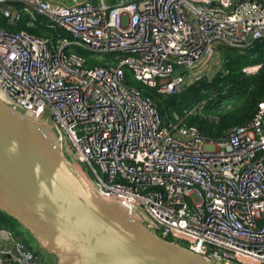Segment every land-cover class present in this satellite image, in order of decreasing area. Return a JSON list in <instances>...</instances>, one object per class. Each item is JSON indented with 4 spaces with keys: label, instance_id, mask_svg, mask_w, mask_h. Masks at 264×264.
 I'll use <instances>...</instances> for the list:
<instances>
[{
    "label": "built area",
    "instance_id": "2783aa9c",
    "mask_svg": "<svg viewBox=\"0 0 264 264\" xmlns=\"http://www.w3.org/2000/svg\"><path fill=\"white\" fill-rule=\"evenodd\" d=\"M23 13L69 36L0 27V92L49 117L94 186L138 210L160 237L223 264H264V98L249 121L213 141L176 112L165 124L125 77L128 68L159 93H181L209 76L206 62L211 74L222 67L219 47L264 38V0H0L11 22ZM72 45L114 60L86 66ZM0 264L49 263L0 226Z\"/></svg>",
    "mask_w": 264,
    "mask_h": 264
},
{
    "label": "water",
    "instance_id": "95a60500",
    "mask_svg": "<svg viewBox=\"0 0 264 264\" xmlns=\"http://www.w3.org/2000/svg\"><path fill=\"white\" fill-rule=\"evenodd\" d=\"M75 163L49 117L21 111L0 92V209L32 235L47 260L223 264L160 237L138 210L102 194Z\"/></svg>",
    "mask_w": 264,
    "mask_h": 264
},
{
    "label": "trees",
    "instance_id": "16d2710c",
    "mask_svg": "<svg viewBox=\"0 0 264 264\" xmlns=\"http://www.w3.org/2000/svg\"><path fill=\"white\" fill-rule=\"evenodd\" d=\"M28 21L31 23L27 24ZM0 27L14 32L25 30L40 37L69 36L64 29L51 27L43 17L36 15L33 19L27 13L14 22L0 14ZM70 49L84 56L85 65L89 67H108L114 60L113 53L96 56L78 45H72ZM219 50L222 67L209 76H202L187 84L179 94L164 95L143 85L132 77L128 68H125V77L130 85L154 99L165 124L173 120L172 112H176L184 118L185 125L194 126L202 137L218 141L233 127L249 121L264 98V38L255 40L246 48L219 47ZM256 64L260 66L255 71L244 70ZM199 103L204 105L201 112L186 114L185 110ZM0 226L9 228L24 239L21 224L1 209ZM47 262L53 264L51 260Z\"/></svg>",
    "mask_w": 264,
    "mask_h": 264
},
{
    "label": "rangeland",
    "instance_id": "374dc122",
    "mask_svg": "<svg viewBox=\"0 0 264 264\" xmlns=\"http://www.w3.org/2000/svg\"><path fill=\"white\" fill-rule=\"evenodd\" d=\"M206 64H207V66L203 70V72H204V74L210 75L212 73V71H213V64L212 65H209V61L206 62ZM216 67L217 66H214V68H216ZM75 165H77L80 169H85V166H84L83 163L76 162ZM22 229H23V231L25 233L24 234L25 241L31 243L33 248H38V244L35 241V239L32 237V235L27 230H25L23 227H22ZM43 254L49 256V254L46 251H43Z\"/></svg>",
    "mask_w": 264,
    "mask_h": 264
},
{
    "label": "bare ground",
    "instance_id": "6f19581e",
    "mask_svg": "<svg viewBox=\"0 0 264 264\" xmlns=\"http://www.w3.org/2000/svg\"><path fill=\"white\" fill-rule=\"evenodd\" d=\"M76 168H77L78 170H80V168H79L78 166H76Z\"/></svg>",
    "mask_w": 264,
    "mask_h": 264
}]
</instances>
